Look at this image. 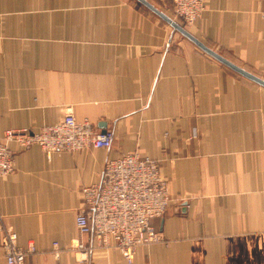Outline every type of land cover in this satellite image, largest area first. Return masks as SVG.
I'll list each match as a JSON object with an SVG mask.
<instances>
[{
  "label": "crops",
  "instance_id": "crops-1",
  "mask_svg": "<svg viewBox=\"0 0 264 264\" xmlns=\"http://www.w3.org/2000/svg\"><path fill=\"white\" fill-rule=\"evenodd\" d=\"M147 1L264 79V0H205L192 24L172 0ZM68 107L113 142L50 154L10 144L0 217L19 246H35L24 264H264V86L138 0H0V139L56 124ZM127 152L156 160L172 195L153 220L162 241L132 263L76 224L82 188ZM78 237L87 255L70 248Z\"/></svg>",
  "mask_w": 264,
  "mask_h": 264
},
{
  "label": "built area",
  "instance_id": "built-area-1",
  "mask_svg": "<svg viewBox=\"0 0 264 264\" xmlns=\"http://www.w3.org/2000/svg\"><path fill=\"white\" fill-rule=\"evenodd\" d=\"M177 18L192 24L206 8L205 0H172ZM264 21V6L261 12ZM39 145L47 154L53 151H76L84 148H109L113 134L99 131L88 120H77L71 107L64 118L35 131L31 128L8 129L0 139V179L14 172V150ZM82 209L76 217L80 234L93 233L98 245L120 251L130 263L138 247L162 241V234L153 220L161 218L172 203L168 180L162 175L160 164L139 152L123 153L106 162L99 182L81 190ZM0 231L6 249L8 264H24L27 256L36 250L31 245H18L17 233L3 225ZM57 246V244H54ZM70 248L87 255L92 249L80 237L72 240Z\"/></svg>",
  "mask_w": 264,
  "mask_h": 264
},
{
  "label": "water",
  "instance_id": "water-1",
  "mask_svg": "<svg viewBox=\"0 0 264 264\" xmlns=\"http://www.w3.org/2000/svg\"><path fill=\"white\" fill-rule=\"evenodd\" d=\"M140 3L148 7L150 10H152L155 14H157L160 18L165 20L168 24L172 26L174 30H177L180 32L183 36L191 40L194 44H196L200 49H202L204 52L209 54L210 56L214 57L215 59L219 60L220 62L226 64L233 70L237 71L238 73L242 74L243 76L251 79L252 81L264 86V79L260 78L259 76L239 67L238 65L234 64L227 58L223 57L218 52L214 51L210 47H208L206 44H204L202 41H200L198 38H196L194 35H192L185 27L180 25L177 21H175L173 18L169 17L167 14H165L163 11L158 9L156 6L151 4L147 0H138Z\"/></svg>",
  "mask_w": 264,
  "mask_h": 264
},
{
  "label": "rangeland",
  "instance_id": "rangeland-1",
  "mask_svg": "<svg viewBox=\"0 0 264 264\" xmlns=\"http://www.w3.org/2000/svg\"><path fill=\"white\" fill-rule=\"evenodd\" d=\"M174 9V8H173ZM174 14H175V11H174Z\"/></svg>",
  "mask_w": 264,
  "mask_h": 264
}]
</instances>
